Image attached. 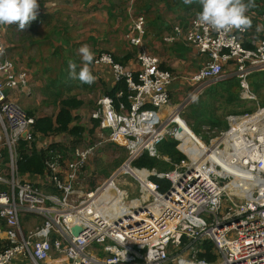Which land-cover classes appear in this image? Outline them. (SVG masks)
Masks as SVG:
<instances>
[{
	"label": "built area",
	"instance_id": "obj_1",
	"mask_svg": "<svg viewBox=\"0 0 264 264\" xmlns=\"http://www.w3.org/2000/svg\"><path fill=\"white\" fill-rule=\"evenodd\" d=\"M134 1L128 0L127 14L133 22L125 39L137 49L136 69L119 65L111 54L101 53L92 62L95 70L109 68L113 86L123 81L129 92L123 101L121 91L115 92V100L107 95L98 99L91 114L97 122V143L73 148L65 171L63 153L49 149L60 143L62 135L42 137L38 149H48L45 174L56 193L42 192L17 173L18 141H35L36 118L8 95V91L28 92V81L4 56L6 49L0 40V160L2 151L7 158V174H0L4 187L0 218L8 228V245L0 253V264L16 256L28 258L31 264H44L50 260L51 250L62 255L65 264H199L204 242L211 243L216 264H264V107L253 114L226 117L227 130L217 132L208 148L194 134L203 146L192 153L179 148L183 131L176 122L180 119L187 126L181 118L184 108L205 88L227 78L239 81L242 99L254 101L248 77L264 70V41L244 48L246 31H216L200 24L197 16L185 31L175 26L165 41L178 42L182 37L204 62L190 78L187 98L172 107L170 87L177 78L148 49L145 18L134 9ZM260 20L264 23V13ZM6 26L0 25V31ZM167 138L178 143L176 148L185 157L182 169L157 173L131 167L143 154L158 159L157 146ZM103 143L124 149L125 163L92 190L75 196L80 170ZM125 167L147 175L140 178L124 171ZM64 171L65 179H61ZM121 173L137 180L145 197L138 205H125L129 195L118 187ZM151 177L167 180L169 189L160 193ZM240 182L251 186L243 188ZM21 214L42 217V226L25 234ZM73 227L82 229L77 237L71 233Z\"/></svg>",
	"mask_w": 264,
	"mask_h": 264
},
{
	"label": "rangeland",
	"instance_id": "obj_2",
	"mask_svg": "<svg viewBox=\"0 0 264 264\" xmlns=\"http://www.w3.org/2000/svg\"><path fill=\"white\" fill-rule=\"evenodd\" d=\"M88 3L89 2H86L84 15L79 14L74 16V23H76L74 24V29H67L69 28L68 26L65 28L67 35L66 33L60 35L55 33L57 38H53V35L50 36L49 30H42L41 28L36 29V26L31 24L28 28L23 30L22 33L17 30V36L14 38V43L25 39L24 42L29 44V47L25 48L28 49V52L24 53L21 51L18 55L19 60L17 58L18 52H13L17 50V48H15L12 52H7L8 59L15 64L14 67L16 66L18 69H21H15V71L25 74L30 73L31 80H27V89L29 91L20 93L21 96L19 98L14 96L18 105L26 112H31L35 117L53 116L58 105V102L55 103L58 96L66 97L69 93L70 95L76 96L77 99L83 102V106L74 112L79 118L80 126H84L83 128L85 131L83 135L79 138L62 136L60 139V144H64L65 146H71L74 141V148H87L97 143L98 132L95 133L94 131L89 133V118H91V114L95 111L98 99L106 94L105 89H109L108 84L104 82L106 74H109L111 77V70L109 68H103L96 71L91 64L90 68L95 77V82L91 85L85 84L83 89L74 88L68 92L67 88L70 87L69 84L71 82L74 83V87L77 85L76 83L80 82L76 79L72 81L68 80V74L65 75V73L69 71V60H72L77 65L82 66V60L77 51L79 47L83 44H88L94 53V60L101 53L111 54V57L118 58L130 55V59L126 62L125 66L132 71H134L137 67V49L131 46L125 39V35L133 22L126 13L128 0H125L124 12L120 19H118L119 17L116 15H113L114 18L107 17L106 10L101 9V6H99L97 10H94L87 7ZM99 4L100 3H98V5ZM182 8L184 9L183 6L166 8L162 14L164 26L169 28L168 32H162L158 36L148 35L145 37L146 45L150 52L163 61L166 66L171 67L172 72L177 78L172 84V86L175 85V89L178 90L174 92L175 101H171L172 107L180 105L187 98L190 92V78L198 69L195 63V60L198 59L193 56L190 49L183 46L180 42L169 43L165 41L166 35L172 34V29L175 26L178 25L180 27H186L194 14H196L193 10H191L189 13L185 12V15H181L180 12H182ZM255 17L259 23L264 24L260 20V14H254V18ZM54 21L55 20H51L49 24H59ZM65 23L67 24V22ZM171 27L172 29H170ZM12 31L13 30L9 28L4 31L3 39L6 46H9L12 43ZM43 39L46 42H44ZM67 39L74 40V43L66 42ZM61 43L66 44V48L56 47L54 48V52L51 51L53 47ZM171 46H173L172 50L169 49ZM176 52H180L181 55H184V57H178L177 54H175ZM249 78V90L255 96V100L248 101L242 99L241 90L239 88L238 93L240 105H237L235 102H232L230 105L229 102H225L227 106H219L218 101L212 102L213 104L207 103L208 109L214 112L212 117L225 120V118L228 117L233 110L242 111L244 109L251 108L252 112L248 111L247 113L253 114L258 108L263 107L261 106V103L264 102V88H262L258 94L254 93L250 87ZM172 86L170 87V90H172ZM207 88H205L202 93L205 92V90H208ZM233 91L237 90L234 89ZM18 94L19 93H15L17 96ZM201 94L197 95L189 103L193 105L197 104L200 100L205 99V96L203 95L204 93L202 95ZM188 110L189 109L184 108L181 113V118L183 116V119L189 128L190 125L186 121V116H189ZM184 112L186 115L183 114ZM189 122L200 128L201 133L199 136L203 139L201 140L198 135L196 137L200 139L202 143L205 142L204 144L207 148L211 145V139L218 136V133L227 130V128L225 129L224 127H220L219 129H216L218 133L214 134L213 131L207 129L208 127L203 126V123L197 122L193 116H190ZM179 126L183 131L179 134L180 140L190 143L192 146H196L199 140L195 138L194 134L190 131L191 128L188 129L180 119ZM208 138L209 141L207 142ZM41 142L42 139L39 138L34 141L37 148L40 146ZM126 158L127 153L122 148L112 147L109 145H105L104 147L98 146L97 150L94 151L86 165L80 170L77 193L75 196L81 194V192L90 191L92 188L99 185L102 181L107 179L114 170H116V165L121 163V166L125 163ZM1 167L2 166H0V168ZM123 170L139 176L136 172L132 171V169H129V167H125ZM225 182L226 180L222 181V183ZM117 183L121 190L128 192L129 196L125 201V205L133 206L131 201L138 200L140 203L145 200V197H142L141 195V190L139 189L137 180L133 175L121 173ZM52 193H56V191H53ZM24 221L25 224L23 225L32 230L43 222L42 219L36 217L27 218L26 220L24 219ZM36 229L37 228L34 230ZM188 257L190 258V255ZM216 259L211 260V262L216 264Z\"/></svg>",
	"mask_w": 264,
	"mask_h": 264
},
{
	"label": "trees",
	"instance_id": "obj_3",
	"mask_svg": "<svg viewBox=\"0 0 264 264\" xmlns=\"http://www.w3.org/2000/svg\"><path fill=\"white\" fill-rule=\"evenodd\" d=\"M247 2L248 0H245V3ZM262 2H264V0H253L255 6L249 8L248 12L246 13V15H248L252 20V26H256V22H257L252 17V13L260 14V15L264 13L263 7H260L261 6L260 3ZM175 6H183L184 9H187L186 10L187 13L193 10L196 14H198L201 11V5L199 4V0H193V3L191 4H184L183 0H135L134 1V9L140 12L141 14H143L145 18V22H146L145 37H147L148 35L158 36L162 32L169 31V28L164 26V20H162L161 13L163 12V8H173ZM126 13H127V7H126ZM110 17L114 18L113 15ZM170 29H172V27ZM171 47L169 48L170 50L172 49ZM177 56L182 57V55H178V54ZM113 59L114 62L125 67L126 62L130 59V55H127L126 57L123 58L113 57ZM79 67L81 66L78 65L77 71H79ZM162 68H164L165 70L172 71V69L167 67L165 64L162 65ZM249 77H248L249 84L252 91L258 94L260 90L264 88V70L254 72ZM69 86H70L69 89L74 87V83L71 82ZM84 86L85 84L82 83L80 87H84ZM239 88H240L239 81L236 78L233 77L227 78L223 81L210 85L207 88L208 90H205V92H203L204 94L202 93L205 96V99L200 100L197 104L188 105L185 108V109H189L188 110L189 116H186L187 118L186 121L190 125L189 129L191 128L190 130L193 132V134L199 136L201 132H200V128H198L196 125H193V123L191 124L189 122L190 116H193L197 122L203 123V126L208 127L207 129L213 132L216 129H219L220 127L221 128L224 127L226 129L227 128V124L225 123L226 118L224 120L221 118L219 119L212 117V114L214 112L208 109L207 103L218 101L219 106H227L225 102H229V105L232 104V102H235L237 103V105H240V98L238 93ZM234 89L237 91H233ZM117 91L123 92V97L121 101L126 100V96H128L129 92L127 91L126 85L123 81L118 82L114 86V88L106 91V94L115 100V92ZM57 106H58V111L55 113V115L51 117L50 116L35 117L36 118L35 124L33 126V132H34L33 136L35 137V140L40 137L48 136L50 134L69 136L71 138H79L84 133V129L82 126L72 125V122L77 119L76 116L73 117V112L81 108L83 106V102L77 99L76 96H66L65 98L59 101V105ZM261 106L264 107V102L261 103ZM251 110H252L251 108L244 109L242 111L233 110L231 111L230 115H240L247 113L248 111ZM26 113L30 116H33L31 112H26ZM183 114H185V112ZM199 137L201 138V140L203 139L201 136ZM208 141L209 138L207 142ZM73 144L74 141L72 142L71 147L70 146L68 147V146H62L60 145V143H54L50 145L49 149L62 151V150H66V148L68 147L72 150L74 148ZM177 144L178 143L173 138H167L163 140L160 144H158L157 152L161 155L167 156L173 161L176 160L179 161L183 159V155H181L177 151L176 149ZM16 153H17V161H16L17 173L20 176L44 174L45 172L44 161L46 159L48 149H42V148L38 149L34 142L29 144V142L26 139H20L16 147ZM2 156H3V163H5L7 159L4 156V151ZM120 164L121 163L116 165L115 168L117 169L118 167H120ZM131 166L138 169H146L148 171L155 169L160 172H165L168 168L167 165L163 164L162 162H159L158 159L156 158L149 157L147 154L141 155L139 158H137L135 161L131 163ZM132 171L135 170L132 169ZM150 180L159 186L160 193H165L170 187L169 182L165 179L151 177ZM3 189L4 187H1V190ZM198 258L210 263H212L211 260L216 259V255L212 251L211 243L204 242L201 245Z\"/></svg>",
	"mask_w": 264,
	"mask_h": 264
},
{
	"label": "crops",
	"instance_id": "obj_4",
	"mask_svg": "<svg viewBox=\"0 0 264 264\" xmlns=\"http://www.w3.org/2000/svg\"><path fill=\"white\" fill-rule=\"evenodd\" d=\"M86 2H89L87 4V7L91 8V9H94V10H97L98 7L101 6V9L106 10L107 17H110L112 15H116V16L119 17L118 19H120L121 15L123 14L124 7H125V0H101V1L100 0H37V3L39 4L38 14H37L36 19L34 21H32L31 24L32 25H35L36 26V29L41 28L42 30H49L50 31V36L53 35V38H57V35H55V33H58V35L65 34L66 33V35H67V31L65 30V28L68 26L69 28H67V29H70V28L71 29H74V24H76V23H74V16L75 15H79V14L84 15V13H85L84 8L86 7ZM98 3H100V4L98 5ZM260 5H261L260 7H263V10H264V2L260 3ZM165 10H166V8H163V12L161 14H163ZM186 10L187 9H183L182 8V12H180L181 15H183V14L185 15V12H187ZM254 14L255 13H252V17L253 18H254ZM195 16H197V14H195L193 17H195ZM254 19L257 21L256 22V26H252L251 28H249L248 30H246V34L243 37V40L244 41L242 42V45H243L244 48H251V43L252 42H256L258 40L264 41V24L259 23V21L257 20L256 17ZM51 20H55L54 22L55 23L58 22L59 24L58 25L52 24V23L49 24V22ZM65 22H67V24ZM77 23H78V21H77ZM188 24H187L186 27L182 26L181 28L185 31L187 29V27H188ZM7 28L13 30L12 33H11L12 43L9 46H6V44L4 43V39H3L4 31ZM17 30L20 31L18 29V26L16 24L7 25L4 29H2L0 31V40L5 45L6 53L4 54V56L7 57V52L8 53L9 52H12L15 48H17V50H15L13 52H18L17 53V58L19 60V56H18L19 53L21 51L24 52V53L28 52V49H25V48L26 47H29V44L24 42L25 39L22 40V41H20V42H15L14 43V38L17 36ZM20 33H22V31H20ZM43 41H44V39H43ZM44 42H46V41H44ZM66 42H68V43L73 42L74 43V40L67 39ZM178 42H180L186 48L190 49L191 52H192V54H193V56L197 57L198 60H195V63L197 65V68L199 69L201 67V65L203 64V62H204L203 57L197 55L196 52L189 45H187L185 43V41L183 40L182 37H181V39ZM52 43H54V42H52ZM32 44L35 45L34 43H32ZM54 44H56V43H54ZM65 46H66V44H62L61 43V44L56 45L55 47H53L51 51L54 52V48H56V47L66 48ZM171 48L173 49V46ZM175 54L181 55L180 52H176ZM1 55L2 54L0 53V58H1ZM182 57H184V55H182ZM164 64L165 63L163 61H161V65H164ZM167 67H169V66H167ZM169 68H171V67H169ZM15 69L16 70H21V69H18L16 66H15ZM96 71H99V70H96ZM68 72H66L65 75H67ZM26 77H27V80H31L30 73H26ZM67 79L70 80L69 76H67ZM71 80H74V79H71ZM112 81L113 80L109 76V74H106V78H105V81L104 82L108 84L109 89H105V92L107 90H111L112 88H114ZM76 84H77L76 87H72L70 89L68 87L67 88V91L69 92V90H73L74 88H76V89H83L85 87V86L84 87H80L82 85L81 82H78ZM176 91H178V90H176L175 89V85H173L172 86V90H170V93H169L170 103H171V101L172 102L175 101V94H174V92H176ZM8 95L12 99H15L14 96H16L18 98L21 96L20 94H18V96L15 95L14 92H12V91H8ZM105 95H107V94H105ZM67 96H74V95H70V93H69ZM63 98H65V97H59L58 96V98L56 99L55 103L58 102V105H59V101L62 100ZM57 111H58V106L56 107L55 113ZM74 112H73V117L74 116L77 117V115ZM55 113H54V115H55ZM75 124H77L78 126H80V124H79V118L78 117H77V119L75 121L72 122V125H75ZM89 124H90L89 133L90 132H94V131L96 133L97 132V122L94 121V120H92L91 118H89ZM82 127H84V126H82ZM84 131H85V129H84ZM39 139H42V137H40ZM97 141H98V139H97ZM60 145L65 146L64 144H60ZM105 145H109V146L115 147L114 145H111V144H108V143H103L101 146L104 147ZM68 147L66 148V150H62L61 151L63 153V165H62V167H63V169L65 171H66V168L64 166H66L72 160V158H73V155H72L73 149L71 150ZM177 151L181 155H183L178 149H177ZM2 154H3V151H2ZM4 156L6 158L5 152H4ZM1 159L2 160H0V166H2V167L0 168V174L1 175H6L7 174V167H6L7 161L5 163H3V156L2 155H1ZM88 160H87V162H88ZM158 161L159 162H162L163 164H165V165L168 166L167 170L165 171V172H168V171L174 170L176 167L182 169V163H184L185 157L183 155V159H181L179 161H177V160L176 161H173L170 158H168L167 156L159 154ZM152 170L156 171L157 173H163V172L157 171L155 169H152ZM65 171L63 173H60V178L61 179H65V177H64L65 176ZM20 179L23 180V181L31 182L32 184H34L36 187H38L44 193H52L53 191H55V189L53 188V186H52V184H51V182H50L47 174H45V172L42 175H23V176H20ZM76 185H78V183ZM1 187H3V186H0V190H1ZM72 198L74 199V196H72ZM35 217L36 218H40L43 221V218L40 217V216L27 215V214H21L20 215L21 228H22V230H23V232L25 234L28 235L35 228H39V227L42 226L43 222L38 227H35L32 230V229L26 228L23 225V224H25L24 223L25 222L24 219L26 220L27 218H35ZM7 230H8V228H7L4 220H2L0 218V253L8 245ZM54 261L55 262H58L60 264H65L64 257L62 255L58 254L57 252H55L54 250H51L50 251V260L47 261V262H45L44 264H53ZM5 264H31V262L26 257L16 256L10 262L5 263Z\"/></svg>",
	"mask_w": 264,
	"mask_h": 264
},
{
	"label": "clouds",
	"instance_id": "obj_5",
	"mask_svg": "<svg viewBox=\"0 0 264 264\" xmlns=\"http://www.w3.org/2000/svg\"><path fill=\"white\" fill-rule=\"evenodd\" d=\"M183 2L191 4L193 0H183ZM199 4L201 11L197 14V21L216 31L229 32L233 29L246 31L252 26V20L246 13L249 8L255 6L253 0H248L247 3L245 0H199ZM38 9L37 0H0V25L16 24L18 29L23 31L36 19ZM2 51L0 49V53ZM77 51L81 57L82 66L77 71L78 65L69 60L68 76L70 79L91 85L95 82L90 68L94 53L88 44H83ZM182 264H195V262L187 261ZM199 264H206V261L200 260Z\"/></svg>",
	"mask_w": 264,
	"mask_h": 264
},
{
	"label": "bare ground",
	"instance_id": "obj_6",
	"mask_svg": "<svg viewBox=\"0 0 264 264\" xmlns=\"http://www.w3.org/2000/svg\"><path fill=\"white\" fill-rule=\"evenodd\" d=\"M176 122L177 124H179V119H176ZM182 141V145H179V148L180 149H183L184 151H186L187 153H192L194 152L196 149H198L200 146H203V144L201 142H197L196 146H192L190 143H186L185 141L181 140ZM211 157H213V155H211ZM129 169H132V168H129ZM134 170V169H133ZM136 172L140 178H144L146 175H147V172L146 171H139L137 172L136 170L134 171ZM240 186L243 187V188H248L251 186V184H246L244 182H240ZM232 191H236L235 189H231ZM120 201V202H119ZM131 204L134 206V205H138L139 204V201L138 200H133L131 202ZM118 205L121 206V198L120 196L118 197ZM116 207H117V204H116Z\"/></svg>",
	"mask_w": 264,
	"mask_h": 264
},
{
	"label": "water",
	"instance_id": "obj_7",
	"mask_svg": "<svg viewBox=\"0 0 264 264\" xmlns=\"http://www.w3.org/2000/svg\"><path fill=\"white\" fill-rule=\"evenodd\" d=\"M82 232V229L80 227H73L71 229V233L74 237H77Z\"/></svg>",
	"mask_w": 264,
	"mask_h": 264
},
{
	"label": "flooded vegetation",
	"instance_id": "obj_8",
	"mask_svg": "<svg viewBox=\"0 0 264 264\" xmlns=\"http://www.w3.org/2000/svg\"><path fill=\"white\" fill-rule=\"evenodd\" d=\"M135 169H137V170H146V169H138V168H135Z\"/></svg>",
	"mask_w": 264,
	"mask_h": 264
}]
</instances>
